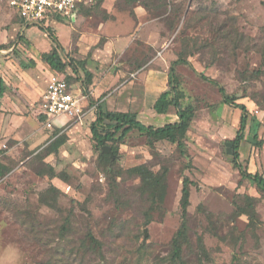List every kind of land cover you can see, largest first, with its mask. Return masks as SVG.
<instances>
[{
  "label": "rangeland",
  "instance_id": "1",
  "mask_svg": "<svg viewBox=\"0 0 264 264\" xmlns=\"http://www.w3.org/2000/svg\"><path fill=\"white\" fill-rule=\"evenodd\" d=\"M149 2L146 9L138 2L105 0L74 24L22 32L0 0V86L5 87L0 264H264V191L242 179L231 162L229 140L236 137L240 119L236 109L225 107L219 89L201 77L215 80L247 106V137L252 119L261 121L263 145L244 141L241 162L264 177V0ZM47 29L63 47V58L74 61L91 101H106L113 112L137 113L155 128L178 119L174 107L159 115L151 104L170 89L171 63L183 51L190 53L185 55L190 65L175 66L183 105L196 109L186 140L189 158L177 144L132 131L113 159L102 163L90 131L95 109L93 118L60 130L64 144L48 154L57 137L39 119L40 100L29 97L42 88L40 81L34 84L42 72L40 56L54 47ZM87 73L99 80L96 87L85 86ZM72 75L68 68L66 76ZM21 97L30 102L24 119H10L11 105ZM10 122L28 131L21 140L7 136ZM139 166L154 174L168 170L161 199L153 200L142 179L130 172ZM185 177L193 182L188 230L183 260L174 263ZM247 197L255 198L256 220L240 213L249 211Z\"/></svg>",
  "mask_w": 264,
  "mask_h": 264
},
{
  "label": "trees",
  "instance_id": "2",
  "mask_svg": "<svg viewBox=\"0 0 264 264\" xmlns=\"http://www.w3.org/2000/svg\"><path fill=\"white\" fill-rule=\"evenodd\" d=\"M104 1L105 0H96L94 5L90 8H83L81 10V14L84 16L85 14L90 13V11L92 10L99 9L104 4ZM149 1L151 0H127V6L138 2L141 6L148 9L152 5V2ZM17 19L20 20L18 17ZM45 31L53 41L54 47L49 53H44L42 55V61L47 63L52 70L65 75L68 82H72L73 77L66 76V72L69 68L72 70V73L74 75H76L77 73L79 74V72L77 71V67L73 63L74 61L69 60V62H65L63 60V48L59 45L57 37L54 35L51 29H47ZM187 53V51H183L178 55V60L172 65L170 69V89L163 92L154 105V109L158 114H166L170 107H174L177 110L179 118L176 123H170L158 128H155L153 126H146L138 119V115L136 113L111 112L105 108L104 102H94L92 100L91 104L97 105V114L96 119L90 126V131L92 135V141L95 144V148L101 151L99 160L102 163H109L113 159L114 155L118 153L117 145L120 144L132 131H138L150 138L153 136H159L170 141L173 144H177L180 154L186 158H189L186 140L188 131L196 114V109L192 105H183L182 100L184 95L179 90L175 71V66L178 64L190 65V62L185 57ZM85 76V86L89 88L92 82V75L90 73H87V75ZM201 77L219 89V92L222 96V102L225 105H228L235 109H239L241 111V119L237 135L234 140L229 142L232 146L231 162L233 164V167L239 170L240 175L243 179L251 181L260 190L264 191V177L259 174L249 173L248 170L244 168L241 162L240 149L242 142L246 140V130L250 122L249 109L246 105L238 103L239 97L230 95L226 91V89L222 85L218 84L215 80H212L204 75H201ZM76 78L78 79L79 77H77L76 75ZM4 94L5 87L3 85V82H1L0 97H3ZM41 120L42 122L44 121L42 117ZM252 121H254V125L250 128V135L247 138V141L253 146L260 148L263 145V142L259 140L258 136V130L261 126V123L256 118L252 119ZM60 133V130H55L54 135L57 137V139L52 142L48 154L58 150L64 144V140L59 137ZM105 147L111 149V154L105 153L103 151ZM51 172L52 174H54L53 169H51ZM130 172L138 175L142 179V183L151 190V196L153 200L156 201L157 199L162 198L168 174V170L166 168L163 169L161 174H154L146 166L136 167ZM3 175L4 173L0 172V178L3 177ZM192 185L193 182L188 177H185L183 181L182 198L180 202L182 223L173 240V252L171 254V260L174 263L181 262L183 260V246L188 230V210L191 205L190 198ZM156 197L158 198L156 199ZM246 199L248 201L249 211H241L240 213L247 214L251 217L252 220H256L257 212L255 210V198L247 197Z\"/></svg>",
  "mask_w": 264,
  "mask_h": 264
},
{
  "label": "built area",
  "instance_id": "3",
  "mask_svg": "<svg viewBox=\"0 0 264 264\" xmlns=\"http://www.w3.org/2000/svg\"><path fill=\"white\" fill-rule=\"evenodd\" d=\"M96 0H3L22 22L25 28L36 26L46 29L56 23H73L83 8H90ZM65 62V58H63ZM73 74V73H72ZM75 79L76 75H72ZM89 93L82 81L68 82L65 75L55 74L48 83L39 103L38 115L44 119L47 130H64L73 124H82L94 114L97 105H92ZM65 118L66 121H62Z\"/></svg>",
  "mask_w": 264,
  "mask_h": 264
},
{
  "label": "crops",
  "instance_id": "4",
  "mask_svg": "<svg viewBox=\"0 0 264 264\" xmlns=\"http://www.w3.org/2000/svg\"><path fill=\"white\" fill-rule=\"evenodd\" d=\"M11 13L13 14V15H15L12 11H11ZM139 15L138 16H140V13H138ZM16 16V15H15ZM83 17V15H81V16H79L73 23H70V24H74V23H76L80 18H82ZM66 24H68V23H64V22H60V23H56V25H66ZM18 25V24H17ZM19 25H21V28H23L22 29V32H24V26H23V24H22V22H21V20H19ZM18 25V26H19ZM27 28H29V27H27ZM48 35V34H47ZM48 37H49V35H48ZM49 39L51 40V38L49 37ZM57 40H58V38H57ZM52 41V40H51ZM52 43H53V41H52ZM58 43H59V40H58ZM53 45H54V43H53ZM59 45H60V43H59ZM61 46V45H60ZM120 46V45H119ZM47 47V46H46ZM46 47H44V48H46ZM62 47V46H61ZM63 48V47H62ZM53 49V46H52V48H51V50ZM104 50H107V47H105V49ZM101 52H105V51H103V49L102 50H100ZM45 53H49V52H45ZM44 54V53H43ZM43 54H41V56H40V62H41V64H42V72H39V74H40V76L38 77V78H36L37 79V81L36 82H34V84L35 83H37V82H39L40 81V83L39 84H42V88H38L37 90H35V92H34V94L32 95V94H30L29 95V97L31 98V100H32V97L34 96L35 97V100H34V102H36V101H38V100H40L39 101V103L41 102V100H42V97H43V95H44V93L46 92V90H47V87H48V83H49V81H50V79L52 78V76H54L55 74H57V73H59V72H56V71H54V70H52L51 69V67L47 64V63H45V62H43L42 61V55ZM178 59H176L175 61H173L172 63H171V65H170V69H171V67H172V65L177 61ZM34 66H36V63L34 64ZM34 66H31V67H28V68H31V69H35L34 68ZM60 74V73H59ZM91 75H92V82H91V84H90V86H92L93 88L94 87H96L97 85H98V82H99V80L97 79V77L94 75V73H90ZM18 80V79H17ZM16 80V86L17 87H20L21 89H23L22 88V86H21V84H20V82H18ZM33 84V85H34ZM9 85V84H8ZM34 87H36V86H34ZM39 87V86H38ZM150 87L148 86L147 88H146V91H145V99H146V97L148 96V94H149V92H150ZM18 91V90H17ZM166 91H168V90H166ZM20 92V91H19ZM99 92V91H98ZM165 92V91H164ZM163 93V92H162ZM161 93V94H162ZM160 94V95H161ZM159 95V96H160ZM96 96L98 97L99 95L96 93ZM159 96L158 97H156V99L155 100H153V102H152V104H151V110L153 111V112H155L156 114H158L156 111H155V109H154V105H155V103H156V101H157V99L159 98ZM102 102H104V105H105V108L107 109V110H109L108 108H107V103H106V101H102ZM29 103L30 102H27L26 100L25 101H23L22 100V97H21V99L19 100V101H15V102H13V104L11 105V108H12V111H11V113H12V115L10 116V119H24V117H23V108L25 107H27V106H29ZM224 104V103H223ZM240 104H243V103H240ZM225 105V104H224ZM245 105V104H244ZM225 107H227V108H229L230 106H228V105H225ZM24 108V109H25ZM171 108V107H170ZM0 109H1V106H0ZM4 109V106H2V109L1 110H3ZM175 109V108H174ZM235 109V108H234ZM38 110H39V104H38V109H37V114H38ZM176 110V109H175ZM110 111V110H109ZM111 112H113V111H111ZM236 112H237V114H238V117H237V119H241V111L239 110V109H236ZM124 113V112H123ZM137 114V113H136ZM167 114V113H166ZM166 114H159V115H166ZM39 116V115H38ZM93 116V115H92ZM91 115L90 116H87L88 117V119H90L91 117H92ZM176 116H177V118H178V114H177V110H176ZM196 116V115H195ZM93 118V117H92ZM195 118V117H194ZM39 119H41V117L39 116ZM94 119H96V118H94ZM138 119H139V117H138ZM179 119V118H178ZM178 119H177V121H178ZM194 120V119H193ZM177 121H173V123H176ZM193 122V121H192ZM260 123H261V121H259ZM144 124V123H143ZM167 124H170V123H167ZM167 124H165V125H167ZM262 124V123H261ZM73 125H75V124H73ZM78 125H81V124H77V125H75V126H78ZM164 125V126H165ZM192 125V124H191ZM146 126H148V125H146ZM71 127V126H70ZM69 127V128H70ZM163 127V126H162ZM261 127V126H260ZM260 127H259V129H260ZM191 128V127H190ZM251 128V127H250ZM5 130V132H6V134H7V136L8 137H10V138H15L16 140H21V138H23L24 137V135H26V133L28 132V131H25V130H22V129H18V126L17 125H15L14 127H13V125H12V123L10 122L9 123V125L8 126H6V129H4ZM259 131V130H258ZM237 135V134H236ZM247 136H246V140L245 141H247ZM235 139V138H234ZM233 139V140H234ZM229 141H232V140H229ZM243 143V142H242ZM241 148H242V144H241ZM240 156H241V149H240ZM239 171V170H238ZM249 172V171H248ZM250 173V172H249ZM252 174V173H251ZM243 179V178H242Z\"/></svg>",
  "mask_w": 264,
  "mask_h": 264
},
{
  "label": "water",
  "instance_id": "5",
  "mask_svg": "<svg viewBox=\"0 0 264 264\" xmlns=\"http://www.w3.org/2000/svg\"><path fill=\"white\" fill-rule=\"evenodd\" d=\"M103 151H104L105 153H109V154H111V149L108 148V147H105ZM145 236H146V237L148 236L147 231H145Z\"/></svg>",
  "mask_w": 264,
  "mask_h": 264
}]
</instances>
